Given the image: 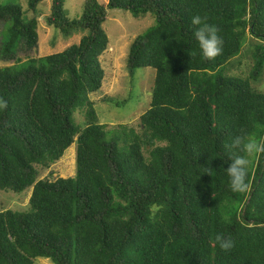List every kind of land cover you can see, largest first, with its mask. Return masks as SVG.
<instances>
[{
  "label": "trees",
  "instance_id": "16d2710c",
  "mask_svg": "<svg viewBox=\"0 0 264 264\" xmlns=\"http://www.w3.org/2000/svg\"><path fill=\"white\" fill-rule=\"evenodd\" d=\"M0 0L1 55L38 43L42 21L65 49L0 66V190L32 188L26 211H0V264H264V153L249 159V189L235 193L225 147L238 135L264 143V0H85L80 18L65 0ZM109 9L151 14L130 45L127 68L155 69L149 107L138 127L100 122L91 94L104 80L100 57ZM206 18L223 40L203 57L192 18ZM255 39L244 74L240 56ZM248 64H245V71ZM78 112L83 120L78 121ZM76 141V172L50 170ZM231 237L223 251L216 236Z\"/></svg>",
  "mask_w": 264,
  "mask_h": 264
},
{
  "label": "rangeland",
  "instance_id": "374dc122",
  "mask_svg": "<svg viewBox=\"0 0 264 264\" xmlns=\"http://www.w3.org/2000/svg\"><path fill=\"white\" fill-rule=\"evenodd\" d=\"M107 3L108 0H98ZM85 0H65L63 13L70 19L80 18ZM3 4H18L24 11L25 19L32 16L28 12V0H2ZM51 0H45L38 6L37 11L49 12ZM154 19L151 14L144 17H136L131 11L122 9H109V19L103 27L108 35V48L100 57V63L104 70V80L99 92L90 95L95 103L100 122L107 124L109 128L120 123L138 127L141 114L147 110L151 100V91L154 85L155 69L143 67L136 69L131 74L127 68V57L131 43L140 34L144 33ZM4 22L0 21V47ZM39 40L33 47L20 46L13 58L7 60L0 53V66L16 65L25 62L28 57H43L54 52L61 51L81 38L82 31H75L70 35H62L42 21L38 25ZM255 39L247 35L240 56L232 60L231 71L237 73L236 61L242 63L244 74H248L251 64L250 50ZM1 52V50H0ZM245 64L248 68L245 71ZM239 72H240V68ZM258 88H264V79L256 83ZM78 121L83 120V114L78 112ZM76 141L66 150L64 156L48 170H43L40 177L47 176L49 171H54V176H73L76 172ZM32 188L22 192L12 190H0V211L12 209L16 211L28 210ZM34 264H53L50 259L37 258Z\"/></svg>",
  "mask_w": 264,
  "mask_h": 264
},
{
  "label": "clouds",
  "instance_id": "9594fccd",
  "mask_svg": "<svg viewBox=\"0 0 264 264\" xmlns=\"http://www.w3.org/2000/svg\"><path fill=\"white\" fill-rule=\"evenodd\" d=\"M192 25L195 26L193 35L198 41L203 57L213 59L218 56L222 52L223 40L218 35L217 29L207 23L206 18H202L199 15L192 18ZM0 107H6V102L0 101ZM225 147L229 150L237 149L243 153V155L230 157L231 162L224 170L229 178L231 191L244 193L250 187L248 181V157L254 153H264V143H257L244 135H238L232 139L230 144H226ZM216 242L223 251H229L234 247V241L231 237L217 235Z\"/></svg>",
  "mask_w": 264,
  "mask_h": 264
}]
</instances>
